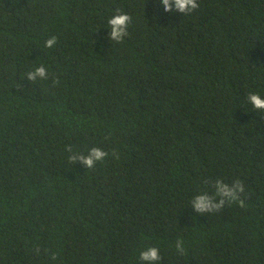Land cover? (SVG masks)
<instances>
[{"label":"trees","instance_id":"trees-1","mask_svg":"<svg viewBox=\"0 0 264 264\" xmlns=\"http://www.w3.org/2000/svg\"><path fill=\"white\" fill-rule=\"evenodd\" d=\"M197 2L0 0V264H264V0Z\"/></svg>","mask_w":264,"mask_h":264},{"label":"clouds","instance_id":"clouds-1","mask_svg":"<svg viewBox=\"0 0 264 264\" xmlns=\"http://www.w3.org/2000/svg\"><path fill=\"white\" fill-rule=\"evenodd\" d=\"M164 5V10L167 12H172L174 10H178L183 14H190L192 11L196 10L199 5L197 0H161ZM174 5V8H173ZM131 18L129 15L120 13L117 11L115 15H113L108 24L111 27L112 31L110 33V38L113 41L121 42L125 36L128 35V26L130 24ZM57 43V38L55 36L49 38L45 42V46L47 48H53ZM28 79L31 81H35L37 77L46 80L48 78V73L44 65L36 68L34 71L29 72ZM248 101L251 103L253 108L264 111V98H262L259 94H249ZM71 151V149H69ZM108 156V153L103 151L100 148H92L87 155H72L70 159L72 161L80 160L84 165L87 166L88 169H92L95 167L97 162L104 161ZM244 191L242 186V182L240 180H236V182L230 187L227 184L221 183L219 180L216 181V192L214 196H220L222 199L220 203L214 202V196L210 197L207 194L198 196L192 203L197 212H206L212 211L213 209H219L224 203V200H228L229 202H239L240 206H244L243 200L239 198L238 193ZM176 248L179 252H184L183 242L178 240L176 243ZM140 260L147 261L149 264H152L154 261L160 260V252L156 247H149L146 250L140 253Z\"/></svg>","mask_w":264,"mask_h":264}]
</instances>
